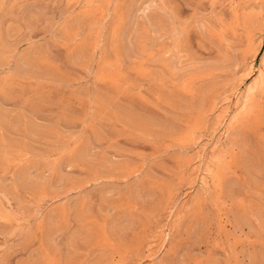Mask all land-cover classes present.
<instances>
[{"label":"bare ground","instance_id":"6f19581e","mask_svg":"<svg viewBox=\"0 0 264 264\" xmlns=\"http://www.w3.org/2000/svg\"><path fill=\"white\" fill-rule=\"evenodd\" d=\"M3 1L0 0V6ZM67 1L69 6L72 3L74 13L61 26L67 37L66 60L69 65L85 70L92 84V89L86 88L84 91L77 87L81 89L80 98L84 100V108L79 116L61 113L54 117L53 127L34 122V117L42 111L28 93L39 99L45 98V87L62 85L70 88L74 85L72 79L40 49L31 48L17 53L15 47L9 46L11 44L0 45V192L9 197V201L19 199L17 193L28 192L36 199L35 215H32L36 229L34 235L29 230L25 233L26 239H23L21 246L18 245L23 255L15 264H105L112 253L120 259L130 256L136 259L143 254L151 225H157L162 213L169 206H174L177 181L174 184L172 181L155 179L145 172L144 159L138 161L127 157L118 162L111 155L113 152L94 153L93 146L106 140L110 144L111 139L120 136L116 124L121 125L123 132L128 133L133 141L149 144L153 149L158 148V139H177L179 144L175 145L177 148L181 146L176 149L174 145L176 155L173 158L178 168L176 175L180 176L183 168L189 164L184 147H188L195 139L196 132L207 125L221 93L231 83L230 77L217 78L213 71L205 70L198 74L197 85L195 80L190 79L174 90L165 81L163 71L154 70V75L148 69L149 65L147 68L143 61L138 63L139 58L134 62V67L133 62L129 64L131 67H126L125 51L120 40L125 25L134 14L137 0ZM78 6L81 8L75 12ZM234 16L235 22L225 24L222 33L209 28L205 32L217 45H226L231 36L240 45V49L236 50L239 55L232 51L235 55L229 58L230 62L234 59V63L223 67L221 72L229 75L232 69L254 61L259 54L262 71L230 119L224 147L217 157L214 156V189L196 194L188 208L190 214L187 220L180 227L178 222L175 231L185 235L184 240L188 245L199 247L205 244L209 248V227L216 218L210 215L213 205L217 202L225 205L230 201L234 225L246 228L253 236V240H248L250 251L244 254L248 264H264V0L243 1V6ZM227 34L231 35H228L230 38H226ZM179 46L188 49L186 36L180 39ZM138 47L140 49V44ZM225 47L231 49L235 45ZM162 58L150 54V61L147 62L162 66ZM132 67L134 77V73H130ZM163 70L169 72L167 68ZM19 77L26 81L28 88H19L18 95L15 87L19 85ZM145 83L149 84L147 92L151 93L154 109L141 94ZM257 89L259 96L255 97L253 92ZM25 91L27 95H24ZM182 94H187V101L177 99ZM137 102L141 104V109L136 110ZM9 104L12 105L10 109L7 107ZM77 121L89 128V134L81 139H77L79 134L76 137L66 132L65 135L60 128H73ZM105 149L123 157L133 153L113 144ZM52 153H55L54 159L50 157ZM237 166L245 175L242 182L233 178ZM8 174L10 177H5ZM4 177L9 178L5 183ZM130 178L134 180L131 183L128 182ZM178 179L183 181L181 176ZM234 186L242 188L241 195L234 193ZM73 198L74 202L71 203ZM67 231L69 233L61 251L56 238ZM30 235V238L34 236L33 239L38 241L36 248L31 246L34 240L29 239ZM22 238L15 244L21 242ZM9 258L2 252L0 264H10ZM217 258L210 255L204 260L195 261L198 264L224 262L222 258Z\"/></svg>","mask_w":264,"mask_h":264},{"label":"rangeland","instance_id":"374dc122","mask_svg":"<svg viewBox=\"0 0 264 264\" xmlns=\"http://www.w3.org/2000/svg\"><path fill=\"white\" fill-rule=\"evenodd\" d=\"M243 1L246 0L136 1L135 11L133 14L134 16L132 15V18L125 25L120 40V42L122 41L121 44L125 51L124 55L126 57L124 61L126 62V67H128L131 62H133V65L136 59L139 58L138 63L143 61V64H147V68L149 65L150 67L148 69H151L154 75L155 71H163L165 81L169 83L168 85H171L172 88L174 87V90H177L182 83H185L190 79L195 80V84L197 85L198 74L205 70L213 71L217 78L228 76L231 79V83L228 85V87L225 88V92L221 93L217 105L212 112L213 114L211 113L210 117L208 118V122L206 123L207 125L203 126L202 129L200 128V130L196 132L197 135L195 134V139H193V142L188 145V147H184L185 152H187L186 160L187 162H189V164L186 165L187 169L186 167H184L182 170L183 172H181L182 174L180 176L183 181L179 180L178 178L180 176L176 175V173H178V168L173 158V156L176 155V149H180L179 147L181 146L180 144V146L178 145L177 148L176 145L179 144L177 139H158V146L155 145L158 148L153 149L149 144L142 142L137 143L133 141L132 137L128 133L123 132L122 126L116 124L115 127L121 133L120 136L111 139L110 144H113V146L122 148L124 150H131L134 154L132 153L129 156L125 155L123 157L117 153H114V151H111L110 149H105V147L107 148L108 145H110L108 142L109 140H106V143L102 141L101 146V143L97 146L94 145L95 147L93 146L95 150L97 149V151L93 150L94 153L99 154L102 151L106 152V150L107 152H109V154L113 152V154L111 155H113V157H115V160L118 162L125 160L127 157H130V159L135 158L138 161L144 159L146 173L150 174L155 179L172 181L174 184L175 181H177V184H179H176V186L178 187H175L177 190H175V198H173L174 208H170L171 206H169L168 209L160 216L158 224L151 225V232L149 231L150 233L148 234V243L145 244L142 251L143 254L140 255L142 257L140 258V256H138L136 257V259H134L132 256H130L126 259H120L117 254L112 253L111 258L108 261L109 263L106 262L105 264H198L195 261L196 259L204 260L207 256L210 255H212L213 257L215 256V258L218 257V260L219 258L223 259V256H225V259H221L222 262L224 261L222 264H248V260L245 255L246 251H250V249L248 248V240H250L251 238V240H253V236L252 234L249 235L246 228L241 229L240 227L237 228V226L234 225L231 214L232 206H230L229 204L230 201H227L225 203L226 206L221 202H217L215 205H213L210 215L212 214V216L216 218L214 220V217H212V220L214 221H212V226L210 225L209 227V231H211L208 237V241H210L208 243L209 246L207 247L209 248H206L205 244L200 245L199 247H192L191 245L187 244L186 240H184L186 238L185 235L183 236V234H181V236L175 231L178 226L180 227L182 225V222H185L187 220L190 214L188 208L189 206H191V200H194L196 194H199L200 191L202 194L203 190V192H207L211 189H214L213 187L215 185V180L212 173L214 172L213 170H215V157H217L216 155L219 154L218 152L225 145V135H227V130L229 129L230 119L232 120V116L235 115L237 109L241 104L240 102H242L247 93L251 91V87L253 86L255 80L258 79L260 72L262 71L260 58L261 55L259 54L254 61L246 62L232 69L231 72L232 74H234V76L231 74V72L229 73V75L227 72H221L223 67L232 65L234 63V59L232 60V62H230L229 58H233L235 55L233 52L240 49V47H238L239 43L234 37L227 34L226 38H230L228 37V35L231 36V40L227 39L231 43L225 42L226 45H217V43H215V40L208 37V35L205 33L206 29L208 28L213 32L220 33L221 31L222 33L223 26L225 24H229V22L231 21L232 23H234V15H236L240 8L243 6ZM68 3L69 2L67 0H4L0 6V45L7 44L8 46L9 44H11L9 46L15 47L17 53L26 52L31 48H37L43 52H46L45 54L48 58L54 61L55 64H57L62 70L66 71L69 74L70 80L72 79V84H74L70 88L63 87L62 85L60 87H45L46 91L44 90V94L47 96L45 97L44 95L45 98L40 99L34 97L31 92H24V95H27L28 93V96H30L32 102L42 111L40 115H36L37 119H35L36 116L34 117L33 121L46 127H53L55 125L54 117L58 116L61 113L73 115L76 117L79 116V112H81L84 108V100L80 98L82 97L81 93L86 88L92 89L90 75H87L86 71L81 68H76L72 65H69L66 60V57L68 55V49L66 47L67 44L65 43L67 37L64 34L61 26L72 16L73 5L71 3L69 6ZM80 8L81 7L78 6L75 12ZM65 12L67 13V16ZM217 26H221L219 28L220 30L216 29ZM183 28L186 30H183ZM185 36L188 44V49L179 46L180 39ZM139 44L140 49H138ZM181 45H183V43ZM227 45H235V47H231V49H228L225 47ZM150 54L155 58L163 57L162 60H164L165 62L162 60L161 62L164 66L167 67H164L163 65L161 66V64L159 63L147 62L150 61ZM236 54L239 55L237 51ZM144 56H146V58ZM64 60L66 61L64 62ZM66 63L73 69L68 67ZM165 63L170 64L171 67L170 65H167ZM129 67H131V65ZM133 67L131 68V75L132 73H134ZM165 68H167L169 72L163 70ZM168 73H170L171 75ZM134 76L135 73L132 77ZM21 79L22 78L20 77L18 78L19 85L15 87V92L18 95L20 94L19 88H28H26V81L24 79ZM143 86L144 87L141 88V94H144V98L149 102L150 108H152L153 99L151 97V93L147 92L149 84L147 85L145 83L143 84ZM77 87L82 88L83 90L81 91V89ZM51 89L53 90V92ZM54 90L56 93L54 92ZM77 92L80 93V96L77 95ZM259 92L260 91L257 89L255 90V92H253V95L255 97H258ZM187 98V94H182L177 99H183L184 101H187ZM11 106L12 105L9 104V106L7 107L10 109L12 108ZM135 107L136 110L141 109V104L137 102ZM152 109H154V107ZM49 116H51L53 119ZM32 118L33 116H31V119ZM74 124L73 128L69 127L70 129L65 127L63 128V126H60V128L62 131H65L63 132L65 135L66 132H70L74 135L79 134L78 137L76 135L77 139L84 138L89 134V128L83 125L80 121L74 122ZM82 126H84V128ZM215 130H218V132H216ZM196 136H198L199 138ZM50 143L51 141H49L48 144ZM174 145L176 149H173ZM103 148L105 150H103ZM51 155H54L53 157L50 156L52 159H54L55 153H52ZM235 173L236 174L233 177L234 180L238 178V180L242 182L245 175L242 170H240V167H236ZM9 175L10 174L6 175L5 177H10ZM142 176L144 177V175ZM182 176L184 177V179ZM5 177L3 179L4 181L1 179L4 183L7 181V179H9ZM177 179L181 182H179ZM132 181H134L133 178H130L128 180L129 183H131ZM236 187H233L234 193L237 195H241L243 192L241 191L242 188L240 189L239 187ZM17 194L18 198L20 199L16 200L18 201V203L11 200V198V201H9V197H5L3 193L0 192V252L6 254L8 258L10 257V264H15L17 259L22 257L23 252L21 251V248L18 247V245L21 246V243H23V239L26 237L25 233L27 232V230H29L28 232H30L31 235H34L33 232L36 229L33 220L34 217L32 216L33 214L35 215V197L31 196L29 192L26 194ZM73 202L74 198L71 203ZM168 211L171 212L168 213ZM71 227L72 225L69 227L68 231L71 230ZM68 231L65 233H60L56 238V244L61 251L63 250V244L65 242L64 239L66 238L67 233L70 232ZM31 235L29 236V239L34 240V236L30 238ZM165 236L168 237L166 238ZM21 238V242L15 244L17 243L16 241L20 240ZM37 243L38 241L34 240L31 242V246L33 248H36ZM222 245L225 247L223 248ZM244 245L246 248L244 247ZM12 247H14L15 249ZM242 248L245 249V252ZM235 251L238 252V256ZM239 259L240 261H244L240 262ZM246 261L247 263H245Z\"/></svg>","mask_w":264,"mask_h":264}]
</instances>
